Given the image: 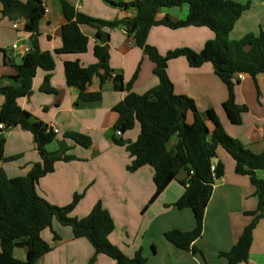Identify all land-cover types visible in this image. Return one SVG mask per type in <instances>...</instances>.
Instances as JSON below:
<instances>
[{
    "label": "crops",
    "instance_id": "crops-1",
    "mask_svg": "<svg viewBox=\"0 0 264 264\" xmlns=\"http://www.w3.org/2000/svg\"><path fill=\"white\" fill-rule=\"evenodd\" d=\"M66 1L78 12L102 20H121L137 14L133 7L125 8L114 4L132 0ZM233 1L248 2L249 7L235 22L229 38L240 39L247 33L258 34L264 26V0ZM42 2L45 12L39 20L37 46L40 50L53 51L61 45V27L66 19L60 0ZM1 10L0 2V48L6 50L14 64H20L32 47L30 33L24 30L23 18L11 20ZM188 13L187 3L160 7L156 19L167 17L173 21L183 20ZM80 29L89 39L88 48L83 53L56 55V66L50 75V85L56 91H42L47 72L38 69L33 79L32 93L18 100V104L36 119L58 129L55 139L46 145L50 153L75 156L68 161H57L54 170L39 179L37 194L51 204L64 206L71 202L75 193H83L71 212V216L77 218L87 215L100 200L115 224L109 240L130 257L141 249L146 258L145 264H225L226 260L219 252L229 250L251 221L252 217L245 212L257 208L256 186L248 175L235 172L234 159L224 148L218 146L213 162L220 161L223 164L224 175L214 182L212 195L205 208L202 234L192 244L197 251L183 250L169 242L164 236L166 231H188L195 227L192 210L178 209L173 205L185 191L180 181L185 178L186 173L180 171L164 191L145 207L155 190L153 169L145 165L129 171L127 166L132 157L124 146L113 140L114 124L118 119L113 106L123 100L125 92L114 89L113 78L100 85L99 77L94 76L87 90L101 91V99L77 101L78 89L66 84L63 67L65 61L78 60L82 65L96 61L93 54L94 45L98 42L96 28L82 23ZM102 30L109 35L107 46L113 74H121L126 84L137 72L132 84V89L137 93L142 94L157 85L155 64L135 44L134 37L121 26H102ZM213 37L214 33L207 27L172 29L155 25L148 32L147 42L164 55L169 50L183 47L200 51L206 41ZM14 73V67L5 63L4 53L0 52V87L18 86L11 79ZM167 74L173 83L175 94L186 95L195 101L210 131L214 128L208 115L211 110L230 136L240 140L255 153L264 151V74L257 75L254 80L249 74L243 73L244 78L237 79L236 102L247 108L241 115L240 124L234 123L226 111L224 102L228 96L227 88L215 74L211 63L191 67L186 58H175L168 62ZM4 100V94L0 92V108ZM186 118L187 122H191L192 114L187 113ZM70 131L88 135L92 140L91 145H79L66 136ZM139 131V123H136L133 129L123 133L121 137L134 141ZM5 134L4 156H20L15 160L0 161V169L9 178L25 175L34 162L40 161L33 136L19 126ZM210 139L211 135L208 136L209 141ZM54 141L61 145L60 150L48 149ZM176 142L177 136H172L167 144L168 149H172ZM256 176L264 182V170H257ZM41 236L52 249L38 258L35 264H89L94 254V248L86 238H74L71 228L60 224L56 218L41 232ZM13 256L25 261L27 248H15ZM95 263L115 264V261L99 254ZM240 264H264V219H260L253 230L248 260Z\"/></svg>",
    "mask_w": 264,
    "mask_h": 264
},
{
    "label": "trees",
    "instance_id": "trees-1",
    "mask_svg": "<svg viewBox=\"0 0 264 264\" xmlns=\"http://www.w3.org/2000/svg\"><path fill=\"white\" fill-rule=\"evenodd\" d=\"M0 2L4 16L11 20L17 18L25 20L24 30L30 33L33 42L20 64H14L6 50L0 48V52L4 53L5 63L15 69L11 79L18 83V86L0 87V92L5 97L0 108V123L5 125L0 129V161H11L20 156H4L5 133L16 126L32 134L40 156V161L34 162L25 175L9 178L4 170L0 169V264H35L38 258L49 252L52 247L42 238L41 232L51 225L53 218L60 224L69 226L74 238L83 237L90 242L94 254L89 264H96L99 254L111 258L115 264L146 263L141 249L130 257L109 240L115 224L100 200L93 205L87 215L77 218L71 216V212L83 193H75L71 202L57 206L47 202L36 192L39 179L52 172L57 161H68L75 156L50 153L46 145L55 139L56 133L49 129L50 126L23 109L18 100L32 93L33 79L38 69L47 72L42 91L49 93L56 91L50 85L51 71L56 66V55L83 53L88 48L89 39L80 29L82 23L96 28L98 42L93 48L96 61L89 65H82L78 60L65 61L63 67L66 84L78 89L77 101L101 99V91L87 90L94 76L99 77L100 85L113 78L114 89L125 92L123 100L113 106V110L118 113L114 130L120 131V137L114 135L113 140L116 144L124 146L132 157L131 163L127 166L129 171L145 165L153 169L155 190L145 207L164 191L180 171L186 173L185 178L180 181L185 191L173 205L178 209L190 208L195 217V227L188 231L168 230L164 233L165 238L180 249L197 251L192 244L202 234L205 208L212 195L214 182L224 175L223 164L220 161L213 162L217 155L216 149L221 146L234 159L235 172L248 175L257 189V208L245 212L252 217L251 221L229 250L219 252L226 260L225 264L246 262L252 245L253 230L258 221L264 219V182L256 176L257 170H264V151L255 153L240 140L230 136L211 110L208 115L214 128L210 131L195 101L186 95L174 93L167 67L170 60L179 57L186 58L191 67L211 63L215 74L227 88L228 96L224 102L226 111L234 123L240 124L241 115L247 108L236 102V74L246 73L254 80L257 75L264 74V26L258 34L247 33L240 39L229 38L235 22L249 7V3L233 0H132L114 4L135 8L137 14L134 17L108 21L82 14L66 0H60L66 19L61 27V45L53 51H44L37 46L36 40L40 35L39 20L45 12L42 0ZM183 3L189 5V13L185 19L177 21L167 17L156 19L160 7L180 6ZM155 25L172 29L188 26L207 27L214 33V37L206 41L200 51L183 47L169 50L162 55L147 42L148 32ZM102 26L124 27L134 37L135 44L155 64L157 85L141 94L132 89L137 72L126 84L121 74H113L109 65L107 46L109 35L102 30ZM187 113L192 114L191 122L186 120ZM136 123L140 126L136 139L131 141L122 138L121 135L133 129ZM66 136L83 147H89L92 143L88 135L80 132L70 131ZM172 136H177V142L172 149H168L167 144ZM213 163L214 171L211 170ZM18 247L27 248L25 261L13 256L14 249Z\"/></svg>",
    "mask_w": 264,
    "mask_h": 264
},
{
    "label": "built area",
    "instance_id": "built-area-1",
    "mask_svg": "<svg viewBox=\"0 0 264 264\" xmlns=\"http://www.w3.org/2000/svg\"><path fill=\"white\" fill-rule=\"evenodd\" d=\"M15 46V45H14ZM236 78L237 79H243L244 78V74L243 73H237L236 74ZM5 127V125L3 124V123H0V129H3ZM51 131H53L54 133H57L58 132V129L56 128V127H53V126H51L50 128H49ZM115 135H117V136H119L120 135V131L119 130H117L116 132H115ZM214 169H215V165H214V163L211 165V170L212 171H214Z\"/></svg>",
    "mask_w": 264,
    "mask_h": 264
},
{
    "label": "rangeland",
    "instance_id": "rangeland-1",
    "mask_svg": "<svg viewBox=\"0 0 264 264\" xmlns=\"http://www.w3.org/2000/svg\"><path fill=\"white\" fill-rule=\"evenodd\" d=\"M169 145H170V143H169ZM60 148H61V145L57 141H54L50 146H48L49 150H60Z\"/></svg>",
    "mask_w": 264,
    "mask_h": 264
}]
</instances>
